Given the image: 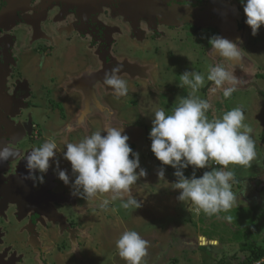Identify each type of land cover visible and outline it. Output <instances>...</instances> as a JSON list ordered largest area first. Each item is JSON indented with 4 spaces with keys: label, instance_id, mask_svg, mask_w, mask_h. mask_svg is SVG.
<instances>
[{
    "label": "rangeland",
    "instance_id": "obj_1",
    "mask_svg": "<svg viewBox=\"0 0 264 264\" xmlns=\"http://www.w3.org/2000/svg\"><path fill=\"white\" fill-rule=\"evenodd\" d=\"M186 12L176 13L178 20L182 15L186 19L193 16L179 28L182 29L178 32L182 34L179 39L164 38L161 42H154L155 46L145 43L139 50L130 49L131 44L123 46L120 51L115 46L114 54L118 55L116 63L121 66L116 75L127 81L126 95L116 99L103 79L100 84L94 83L92 89L87 88L86 93L78 91L77 99L70 98L71 102L74 101L72 114L63 113L64 109L59 114L57 103L70 102L66 96L49 98L50 106L48 99L41 96L40 101L50 111V121L55 120V123L51 121L54 125L47 126V115L40 113L38 122L42 128L45 124V128L39 135L41 138H54L58 145L56 157L50 160L49 167L50 224L42 227V234L31 229L33 258L21 263L125 264L115 246V241L125 230H135L149 241L148 253L142 264H240L250 255L242 248L250 242L248 235L251 232L256 233L252 239L256 240L258 247H264V188H260L261 185L256 188L247 178L264 170V25L255 36L251 34L250 27L245 23L241 0L198 1L187 12L191 16ZM192 29L197 37L189 34ZM214 35L235 42L240 52L239 59L227 63L228 70L239 81L236 91L228 99L223 98V89H216L207 80L209 68L224 62L209 44V38ZM143 47L149 49L141 51ZM106 49L102 52L104 74L117 66L113 52ZM45 54L44 49L38 48L39 58ZM61 55L60 50H54L51 63L56 64ZM126 55L130 56L129 59ZM139 58L149 61V76L147 71H143L144 64ZM48 71V68L43 71L45 76L40 80L45 81ZM185 71L199 72L205 77L197 95L212 105L208 118L220 117L236 107L242 108L245 116L243 123L253 129L252 136L256 142L257 156L250 168L229 165L227 170L234 171L236 179H247L240 180L244 182L240 187H236L237 180L232 183L236 204L230 212H221L218 216L197 213L190 201L183 203L177 199L180 190L172 187L177 180L175 169L163 165L150 147L149 133L154 112L163 109L166 115H170L190 91L187 87H180L181 74ZM9 83L15 84L13 78ZM96 85L101 86L100 97L98 94V97L94 96ZM69 91L71 93V88ZM51 107H54V112H51ZM111 127L123 129L122 134L129 137L127 143L135 144L140 168L146 172L131 189V194L141 205L136 209L134 206L126 209L121 206V200L116 199L107 211L101 210L96 207L98 200L86 202L73 196L71 186L65 185L57 175L58 170H66L70 180L75 179L70 162L63 158L65 142L76 143L95 131ZM101 134L106 135V132ZM140 168L136 171L139 172ZM161 168L164 169V178L158 176ZM210 170L196 169L195 174L200 176ZM193 171L189 166L184 169V174L190 177ZM228 215L232 217L231 222L225 219ZM0 230L3 232V229ZM4 236L2 234L0 252L12 251L14 254L13 248L5 246ZM201 237L207 239L205 245ZM17 263L20 264V260Z\"/></svg>",
    "mask_w": 264,
    "mask_h": 264
},
{
    "label": "clouds",
    "instance_id": "obj_2",
    "mask_svg": "<svg viewBox=\"0 0 264 264\" xmlns=\"http://www.w3.org/2000/svg\"><path fill=\"white\" fill-rule=\"evenodd\" d=\"M241 3L245 23L255 36L264 25V0H241ZM209 44L224 62L209 68L207 80L216 89H223L222 96L228 99L236 91L239 81L228 70L227 63L239 59L240 52L235 42L219 35L210 37ZM120 71L121 66L117 65L104 74V83L111 87L116 99L128 91L127 81L116 75ZM204 83L205 77L199 72L185 71L181 74L180 87H187L190 91L170 115H166L163 109L154 112L149 133L150 147L163 165L175 169L177 180L172 187L180 190L177 199L183 203L190 201L197 213L218 216L221 212H230L236 204V194L232 191L236 178L234 171L227 170L229 165L250 168L257 156L256 142L252 136L253 129L243 123L242 108L236 107L220 117L208 118L212 105L197 95ZM102 131L106 135H102ZM122 132L123 129L116 127L104 128L76 143L65 142L63 158L70 162L75 179L70 180L66 170L57 171L58 178L71 186L73 196L86 202L96 199L99 201L96 207L104 211L116 199H120L121 206L126 209L141 206L131 194V189L146 172L140 168L139 153L133 151L127 143L129 137ZM57 151L54 138L32 148L24 157L28 169L25 179L44 183V174ZM11 155L9 148H0V161H7ZM56 163L59 169V162ZM213 164L220 168H213ZM189 166L194 171L187 177L184 169ZM138 168L139 172L136 171ZM204 168L211 170L196 176L195 170ZM158 176L164 178L163 168ZM225 219L231 222L232 217L228 215ZM115 246L125 264H142L148 253L149 241L135 230H125L115 241Z\"/></svg>",
    "mask_w": 264,
    "mask_h": 264
},
{
    "label": "flooded vegetation",
    "instance_id": "obj_3",
    "mask_svg": "<svg viewBox=\"0 0 264 264\" xmlns=\"http://www.w3.org/2000/svg\"><path fill=\"white\" fill-rule=\"evenodd\" d=\"M198 1L203 0H172L169 5L179 3L193 6ZM34 2L35 0H28L25 4H12V0H0V15L9 11L13 18L8 25H2L0 21V148L4 146L12 151L7 161H0V228L3 229V232L0 230V241H2V234H5L3 237L5 246L8 245L15 252L14 254L12 251L0 252V264H19L17 260L23 264L21 262L32 259L31 229L42 234L44 232L42 227L50 224L48 202L51 191L50 169L44 174L42 184L25 179L28 173L25 155L47 140L39 135L45 128V124L43 128L40 127L39 114L47 115L45 119L47 126L54 125L51 121L55 123V120L50 121V111L43 105V101H40L41 96L48 99V106H50L49 98L66 96L65 98L70 102L63 104L58 102V111L60 114L64 109L63 113L72 114L74 101L71 102L70 98L77 99L78 91L86 93L87 88L92 89L94 83L100 84L102 81L88 79V82L77 84L76 76L84 75L91 70L94 71L93 74H96V69L102 60L103 45L107 48L120 45L115 39H108L97 21L101 11L91 12L87 19L90 24L88 29L81 30L79 33L65 32L64 35H60L48 29L47 24L50 23V18L48 22H45L47 28L44 26V31L37 26L43 12L39 10L36 16L29 15L32 13ZM73 11V9L69 10V12ZM182 16L178 20L176 15L173 17L174 20L172 18L167 25H164L165 27L154 30L152 37L179 39L182 36V29L179 28L193 17L191 14L189 19ZM179 31H181L180 34ZM192 33L189 34L196 36L195 30ZM70 47L73 51L81 50L77 54L72 53V58H68ZM38 48L46 52L40 58ZM54 50L62 52L56 64L51 63ZM47 68L49 73L45 81H42L40 78L45 76L43 71ZM12 78L14 85L9 83ZM100 87L96 85L95 97L100 94ZM89 93L91 94V91ZM51 112H54V107H51ZM17 179H20L19 182Z\"/></svg>",
    "mask_w": 264,
    "mask_h": 264
},
{
    "label": "crops",
    "instance_id": "obj_4",
    "mask_svg": "<svg viewBox=\"0 0 264 264\" xmlns=\"http://www.w3.org/2000/svg\"><path fill=\"white\" fill-rule=\"evenodd\" d=\"M171 1L172 0H35L34 6L31 9L32 13L29 15L36 16L37 11L41 10L43 14L37 23V26L44 31L45 22H48L50 18V23L48 22L47 24L48 29H51L54 34L60 33V35H64L65 32L74 34L79 33L81 30L88 29L90 24L88 23L87 19L89 18L91 12L99 10V12L101 11L102 13L98 14L97 21L99 22L101 28L104 29V33L108 36V39L112 40L113 38L115 41L120 43L122 46H119V50L123 49V46H129L130 44V49L133 48L134 50H139L140 46L144 45L145 43H151L153 45L154 42L155 44L157 42H161L160 40H163L162 38L152 37L154 30H159L162 27H165L164 25H167L168 21L177 15V12L183 13L186 12V10L189 12V9L192 7V5H182L179 3L173 4L172 6L169 5ZM27 2L28 0H12V4H25ZM70 9H73L74 11L69 12ZM188 14L190 15V13ZM12 19L13 18L9 11L3 12L0 15V21H2V25L10 24ZM70 49L71 47L69 50ZM148 49L143 47L141 48V51ZM80 50L73 51L71 49L68 51L67 57L72 58V53L77 54L80 52ZM104 50L105 46L103 45L102 52ZM106 50H110L114 54L115 46L114 48L113 46L111 48L109 47ZM153 50H155V48ZM114 56L115 65H118L116 63L118 62V55L114 54ZM126 56L128 57L127 59H129L130 56ZM139 59L141 60L142 58ZM141 62L144 64L142 66L143 71L145 73L147 71L149 76L150 67H147V64L150 65V63H147L149 61L141 60ZM99 65L100 66H98L96 69V74H93V70H91V72L85 73L84 75L78 74L76 76L77 78L75 79L76 83L82 84L84 82H88V79H101L103 81L104 73L102 68V60L101 64ZM143 77L146 78V74H143ZM212 101V104H215V101ZM213 166L220 167L219 165L215 164H213ZM202 170L204 169H200V171ZM247 178L252 180V183H254L256 188L259 187V185H261L260 188H264V170L259 171L257 176L252 175L251 177L248 176ZM247 178L245 177L241 179ZM241 179H235L237 180L236 187H240L239 185L244 183L243 180L240 181ZM245 207L246 206H244V208ZM258 220H260V218ZM260 248L264 249V247Z\"/></svg>",
    "mask_w": 264,
    "mask_h": 264
},
{
    "label": "trees",
    "instance_id": "obj_5",
    "mask_svg": "<svg viewBox=\"0 0 264 264\" xmlns=\"http://www.w3.org/2000/svg\"><path fill=\"white\" fill-rule=\"evenodd\" d=\"M241 27L243 28L244 26L241 25ZM130 147L133 149V151L135 152L136 150V146L135 144H129ZM131 158V155H130ZM255 230V229H254ZM256 233L251 232L248 236L250 237V242L247 244L246 247H243L242 249L249 252V256L240 264H245L247 262H252L254 260L260 259L263 255H264V249H261L258 247L256 240H253L252 238L255 236Z\"/></svg>",
    "mask_w": 264,
    "mask_h": 264
},
{
    "label": "built area",
    "instance_id": "obj_6",
    "mask_svg": "<svg viewBox=\"0 0 264 264\" xmlns=\"http://www.w3.org/2000/svg\"><path fill=\"white\" fill-rule=\"evenodd\" d=\"M262 262H264V256L261 257L260 259L254 260L252 262H248L246 264H262Z\"/></svg>",
    "mask_w": 264,
    "mask_h": 264
},
{
    "label": "bare ground",
    "instance_id": "obj_7",
    "mask_svg": "<svg viewBox=\"0 0 264 264\" xmlns=\"http://www.w3.org/2000/svg\"><path fill=\"white\" fill-rule=\"evenodd\" d=\"M202 244H206L208 241L205 237H201ZM212 243V242H211ZM215 243V242H214Z\"/></svg>",
    "mask_w": 264,
    "mask_h": 264
},
{
    "label": "water",
    "instance_id": "obj_8",
    "mask_svg": "<svg viewBox=\"0 0 264 264\" xmlns=\"http://www.w3.org/2000/svg\"><path fill=\"white\" fill-rule=\"evenodd\" d=\"M17 180H18V182H19L20 179H17Z\"/></svg>",
    "mask_w": 264,
    "mask_h": 264
}]
</instances>
